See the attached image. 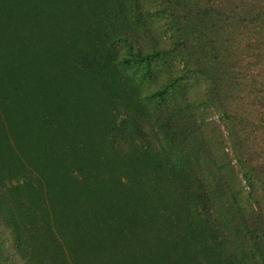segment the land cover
<instances>
[{
    "label": "trees",
    "instance_id": "16d2710c",
    "mask_svg": "<svg viewBox=\"0 0 264 264\" xmlns=\"http://www.w3.org/2000/svg\"><path fill=\"white\" fill-rule=\"evenodd\" d=\"M19 1L13 0L10 6L15 7V13L8 12L3 7H0V13L5 12L4 21L12 24L15 20L24 19L25 33V25L29 21L24 15L30 14L28 10L31 6L27 4V0H21L24 1L23 5L19 4ZM73 1L78 4L88 2ZM96 1L85 11L97 18L104 15L106 21V16L117 17L122 13L117 12V9H120V0ZM139 1L131 0V22L135 21V26L140 24L141 30L143 26L152 25L155 31L160 27L152 37L150 35L148 44L153 45V48L148 50L150 53L144 55L147 48L134 46L139 45V40L135 39L133 42V38L127 34H115L117 36L113 42H104L96 31L87 28L84 36L78 41L83 37L88 38V48L87 51L75 54L76 62L72 49L68 52L67 49H62L56 54L58 72L53 76L52 82L44 86L42 98H39L40 103L33 104L34 111L39 113L38 117H34L33 126L31 125L34 130L28 135L18 136L20 140L24 137V148L16 147L20 149L15 151L17 158L8 160L5 165L0 164V264H73V256L76 263L80 264L81 260L83 262L92 255V249L99 247L100 243L104 244L105 237L98 232L113 217H105L102 212H97L98 208L107 204L104 186L99 180V167L102 164H98L101 161L99 156L87 159V148L84 145L85 141L92 138L94 142L95 137L99 144L96 131L99 121L94 109L100 106L104 98H97V105L89 102L88 108L91 105V109L87 112L93 116H89L88 121L74 114L65 100L71 90L82 91L85 85L92 81L104 85L107 74L110 73L108 68L113 63L122 67L144 63L146 69L142 74L141 71L139 73L144 79L161 60H165L169 49H160L156 41L160 39L166 24L157 27V12H145V24H141L142 6ZM165 3L163 2L161 10L168 9L167 28L174 30L172 38L182 32L181 39L186 41L178 42L175 47H186V51L189 45L192 47V53L187 51L190 54L189 59H195L192 60L190 69L193 71L192 77H202L194 82L197 83L195 93L189 92L196 97V104L201 106L200 128L208 119L210 123L216 124L215 115L218 122L226 126L224 132L219 131V135L214 138L216 141L212 142L213 139L206 134L192 137L191 129L187 126L184 128L182 119L178 120V116L171 115L157 128L165 149L159 152L153 150L150 144L139 145L136 147V153H130L128 161L135 167L134 173H145V177H137L142 184L148 186L162 176L170 177V181L176 185L175 190L182 195L180 203L187 206L189 217L184 229H188L189 234L180 231L174 237L176 242L179 240L183 244L184 249L201 248L205 264H264V0H166ZM155 4L160 3L151 0L150 5ZM79 7L81 9L82 5ZM113 23L112 27L116 26L118 21ZM9 27L10 25L6 26ZM15 36L17 35L12 37ZM121 40L128 48L127 52L119 55L115 47L121 49ZM146 43L145 41L144 44ZM133 47H136L135 51ZM70 58L71 68L68 72L64 65ZM188 73L187 69L186 78L190 79ZM33 74L35 75V71ZM72 75H78V78L74 79ZM180 80L179 76H175L170 82L177 86ZM57 81L60 83H56ZM118 87L117 82L112 81L107 89L115 94ZM164 97L166 93L160 92L158 98L154 94L146 100L161 103ZM138 101L135 105L145 112L144 100ZM102 109L101 107V113ZM246 112L250 113V118L244 117ZM224 133L231 138L228 141H232V144L227 145L232 151L233 159L237 161L238 171H234L230 166L229 157L223 159L225 152L221 146L226 144L222 140ZM40 135L49 137L47 147L38 146L36 151H46L50 161L47 165L41 164L37 160L40 157L36 158V153L33 152V140ZM249 139L254 145L249 146ZM189 141L196 142H191V148L199 141V148L195 146L192 153H188L191 150L187 147ZM174 144L180 146L173 147ZM194 151L197 155L203 152L205 158L207 154L214 157L209 164H204L207 169H215L208 176V184H204L199 175L193 177L184 172L183 166ZM26 154L30 156L27 157ZM172 155L176 157L175 160L169 158ZM180 155H185L181 161L178 159ZM200 158L197 163L203 167ZM256 159L261 160L260 164H253ZM43 165H46V170ZM5 172L11 175L7 180ZM17 172L23 173L24 176L16 175ZM19 180L22 182H18ZM243 181L247 186L245 193H242L243 189H237ZM260 181L262 189L257 188ZM230 183H234L235 190L227 186ZM211 184L215 186L210 190ZM243 194L247 198L242 196ZM86 205L89 209L87 217L84 218L80 209ZM92 207L97 210L93 211ZM214 214L217 216L218 228L210 224V218ZM78 218L84 221L85 226L83 225L82 229L77 228L78 232L75 234L79 238L82 237L81 241L84 243L92 241V245L86 248L83 244L80 249L74 250L72 246L75 239H71V236L75 225L77 227ZM21 221L24 227L19 224ZM226 245L231 252L227 253ZM95 260L102 264L101 255H96ZM163 262L166 261L159 258L153 264Z\"/></svg>",
    "mask_w": 264,
    "mask_h": 264
},
{
    "label": "rangeland",
    "instance_id": "374dc122",
    "mask_svg": "<svg viewBox=\"0 0 264 264\" xmlns=\"http://www.w3.org/2000/svg\"><path fill=\"white\" fill-rule=\"evenodd\" d=\"M87 1L86 3L80 2L78 4L73 0H27V4L31 6V9L26 7L29 8L30 14L24 15L29 21L25 25L27 28L25 33L24 19L22 21L15 20L16 22L12 24V22L4 21L6 18L5 12L0 13V164L5 165L8 160L11 161L12 158H17L15 151L20 150L18 148H24V137L20 140L18 136L20 134L28 135L34 130L32 123L34 122V117H38L39 113L34 111L35 106L33 104L37 105L40 103L39 98H42L44 86L52 82L53 76L58 72L56 69L58 63L56 54H59L62 49L64 51L67 49V52L72 49V56L74 54V61L76 62L75 54L79 51H87L88 45L86 42L89 39L83 37L81 41H78L81 36H84L83 34L87 28L96 31L104 39V42H113L114 37L117 35L127 34L130 38H133V42H135V39L139 40V45L134 44V46L147 48V52H144V55L151 52L148 50L153 48V45H149L148 42L160 27L156 28L157 31H155L151 27L152 25L143 26L145 29L142 28V30L140 24L135 26V21L132 23L129 18L131 12L129 9L132 8L133 4L131 0H120V9H117V12L122 11L119 14L121 16H106V21L104 15L97 18L91 15L89 11H85L96 0ZM139 2L142 6L140 14L143 19H141V24H145L144 20L147 17L145 12H157L155 18L158 22L157 27L166 24L165 30H162L159 36L160 39L156 41L160 49H169L165 55V60H161L153 68L151 74L146 75L144 79L140 77L142 71L146 69L144 63L143 65L142 63H136L131 67L117 66L113 63L108 68L110 73L109 75L107 74L104 85L91 79L92 82L86 84L82 91L71 90V94L65 100L74 114H78L79 118L88 121V117L93 116L87 112V110L91 109V105L88 108L89 102L97 105V98H104L100 106H96L94 109L99 121V128L96 129L99 144L95 137L94 142H92V138L89 141H85L84 145L87 148V159L92 156H99L98 158L101 161L98 164H102L99 167L101 170L99 180L104 186L103 190L106 194L104 196L107 199V204L105 206L100 205L101 207L98 208L97 212L98 214L102 212L105 217L112 216L113 219L109 220L106 225L103 224L104 227L98 232L105 237L104 244L100 243L99 247L92 249V255H89L85 261L82 262L81 259V261H78H80V264H98L99 260H95V257L96 255H101L102 264H153L159 258H163V261L166 262L158 264H205L202 257L203 253L200 251L201 248L191 247L189 248L190 250H187L184 249L183 244L179 240L176 242L174 239L175 234L180 231L188 233V229L185 231L184 229L189 218L187 216V206L180 203L182 195L175 190L176 185L170 181V177L163 178L162 176L148 186L142 184L137 177H145V173H134L133 169L135 167L128 160L131 156L130 153H136V147L139 145L150 144L153 150L159 152L165 149L166 146L160 141L157 128L160 123L166 122L171 115L178 116L176 117L178 120L182 119L184 128L188 127L191 129L192 137L206 134L213 139L212 142L216 141L214 138L215 135H219V131L223 130L224 132L226 125L222 126L215 115L216 124L210 123V119H208L205 125L200 128L201 106L196 104V97L189 92L193 91L192 93H195L197 83L195 84L194 82L197 78L201 80L202 77L197 76L194 79L192 77L193 71L190 69L193 65L192 60L195 59H189L190 54L188 53H192L190 49L192 47L189 45L188 52L186 47L185 49L175 47L178 42L186 41L181 39L180 35H182V32L172 38L174 30H168L167 28L168 18H166V15L168 9L161 10L163 2L165 3L166 0H157L160 4L153 6L150 5L151 0H140ZM0 3V7L8 10V12H14V10L16 12L15 7L10 8L13 0H0ZM18 3L23 5L24 1L20 0ZM79 5H82L81 9ZM148 17L150 16L148 15ZM113 21H118L114 27L111 26L114 24ZM8 25L10 27L6 28ZM9 35H17L18 37ZM145 41L147 42L146 44H144ZM62 45H65L66 48ZM173 46L175 50H173ZM120 47L121 49L115 47V51L117 50L118 52H116L119 55L127 52L128 46H125L122 40ZM133 49L135 51L136 47H133ZM71 58L64 65L68 72L71 68L69 63ZM187 69L190 79L186 78ZM34 71L35 75L33 74ZM175 76H179L181 79L177 86L172 85L170 82ZM72 77L77 79L78 75H72ZM112 81L113 83L117 82L119 85L115 94L107 89ZM56 83L59 84L60 82L57 81ZM160 92L166 93L163 102L154 103L152 100H146L154 96V94L158 98ZM65 93H62V95ZM138 100H144L145 112L140 111V107L138 109V106L135 105L139 102ZM101 107L103 108L102 113L100 111ZM244 117L250 118V113L246 112ZM89 124H92L91 119ZM244 132L248 134L247 130ZM34 134L33 136H35ZM223 136L222 140L226 143L221 146L225 152L223 159L226 160L229 157L231 159L230 166L234 168V171H238L237 161L233 159L232 151L227 145L232 144V141L231 143L228 141L231 138L226 136L225 133ZM48 140L49 137L42 135L35 137L33 140V152L34 154L36 153V158L40 157L37 160L41 164L45 163L46 165L50 162L49 157L45 154L46 151H36L38 146L47 147ZM191 142L187 147H192L193 144ZM251 142L252 140L249 139V146L254 145ZM174 146L179 147L180 145L174 144ZM195 146H197V149L199 148V141L194 144ZM16 147L18 148L16 149ZM98 148H100L101 153ZM193 148L188 153H192ZM26 156L30 155L26 154ZM206 156L207 158L204 157L203 152L197 155V152L194 151L192 156H188V161L183 166L184 172H188L193 177L194 175H199V177L203 178L204 184H208V176L215 171L213 168L210 170L205 167L204 164H209L214 159L212 155L207 154ZM182 157H185V155H180L178 159L181 161ZM169 158L175 160L176 157L172 155ZM198 158H200V164L203 167H200L197 163ZM23 159L24 155L22 156V161L24 162ZM260 159H256L253 164H260ZM45 166L43 165V168L46 170ZM5 174L6 180L9 179L11 175L6 172ZM15 174L24 176L20 172ZM262 177L264 178V174ZM18 182L22 181L19 180ZM233 184L230 183L227 186L235 190ZM210 186L211 190L212 186L214 187L215 185L211 184ZM227 186L225 187L226 189ZM263 187L262 181L258 182L257 188L262 189ZM237 189H243L242 193H245V190H247L246 182L243 181L240 188L237 187ZM242 196L245 197L246 195L243 194ZM88 209V205L80 209L82 210V217H87ZM91 209L96 208L92 207ZM21 222L19 224L24 227L23 221ZM83 223L84 221L78 218L77 227L75 225L73 229L71 239L76 241H74L72 246L74 250L80 249L83 244L86 248L92 245V241L84 243V241H81L82 237L79 238L75 234L78 232L77 228H83ZM217 223V216L214 214L210 218V224L218 228ZM228 226L230 225L228 224ZM222 231H225V227ZM226 248H228L227 253L231 252L228 245H226ZM73 259V262L78 264L75 256H73Z\"/></svg>",
    "mask_w": 264,
    "mask_h": 264
}]
</instances>
